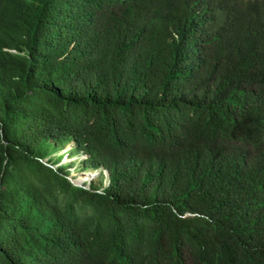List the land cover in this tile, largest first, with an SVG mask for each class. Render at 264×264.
<instances>
[{
    "label": "trees",
    "instance_id": "obj_1",
    "mask_svg": "<svg viewBox=\"0 0 264 264\" xmlns=\"http://www.w3.org/2000/svg\"><path fill=\"white\" fill-rule=\"evenodd\" d=\"M0 264H264V0H0Z\"/></svg>",
    "mask_w": 264,
    "mask_h": 264
},
{
    "label": "rangeland",
    "instance_id": "obj_2",
    "mask_svg": "<svg viewBox=\"0 0 264 264\" xmlns=\"http://www.w3.org/2000/svg\"><path fill=\"white\" fill-rule=\"evenodd\" d=\"M72 43H70L68 46H71ZM11 50H14V49H11ZM61 147H62L61 145L56 144V147L53 148L48 153V155L46 157L43 156L42 160L47 162L48 164L49 163L52 164V166H54V167H56L61 162H67V161H70V160H75L77 167H71L70 168V171H69V174H68V178L71 179V180H75V178L77 177L76 179H78V180H84L83 185H85V186H87L89 184V181L96 183V179H97V175L96 174L91 179H89V181H86L88 179V175L86 173L88 171H93V170H91V168L85 169V170H83V168H80V162L79 161L82 158L87 157L88 156L87 153L86 152H79L78 154H75V155H68L67 152ZM60 154H62L61 155L62 158L60 159L59 162L56 163L55 161H58V160H56V157L58 155H60Z\"/></svg>",
    "mask_w": 264,
    "mask_h": 264
},
{
    "label": "clouds",
    "instance_id": "obj_3",
    "mask_svg": "<svg viewBox=\"0 0 264 264\" xmlns=\"http://www.w3.org/2000/svg\"><path fill=\"white\" fill-rule=\"evenodd\" d=\"M73 145V142L71 141V142H68L67 144H65L63 147H61V148H63L66 152H67V154L68 155H75V154H70L69 153V148L71 147ZM69 147V148H68ZM68 148V149H67ZM65 153V152H64ZM76 154H78V153H76ZM62 155V154H61ZM87 155H88V153H87ZM61 158H62V156H61ZM60 158V159H61ZM60 159L57 161V162H59L60 161ZM56 162V163H57ZM68 162V161H67ZM63 163H66V162H61L60 164H63ZM71 167H74V166H71ZM71 167H69V171H70V168ZM96 170H98V173L100 172V171H102V174H103V184H108L109 183V174H108V170L106 169V168H104L102 165H99L97 168H95ZM94 169V170H95ZM93 170V171H94ZM97 173V174H98ZM96 174V175H97Z\"/></svg>",
    "mask_w": 264,
    "mask_h": 264
},
{
    "label": "water",
    "instance_id": "obj_4",
    "mask_svg": "<svg viewBox=\"0 0 264 264\" xmlns=\"http://www.w3.org/2000/svg\"><path fill=\"white\" fill-rule=\"evenodd\" d=\"M98 173V170H94V171H88L86 174L88 175V179L86 180V181H89V179H91L95 174H97ZM77 178V177H76ZM75 178V180H71L70 179V181L73 183V184H75V185H80V186H84V187H88V185L87 186H85V185H83V182H84V180H78V179H76Z\"/></svg>",
    "mask_w": 264,
    "mask_h": 264
}]
</instances>
